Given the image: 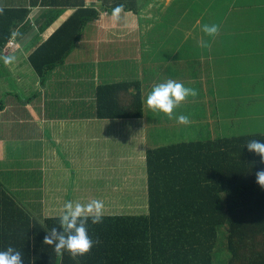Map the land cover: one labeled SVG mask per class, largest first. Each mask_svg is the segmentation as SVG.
Returning a JSON list of instances; mask_svg holds the SVG:
<instances>
[{
  "label": "crops",
  "instance_id": "1",
  "mask_svg": "<svg viewBox=\"0 0 264 264\" xmlns=\"http://www.w3.org/2000/svg\"><path fill=\"white\" fill-rule=\"evenodd\" d=\"M118 4H123L124 10L119 19H114L112 10ZM199 6L194 23L183 37L187 41L182 43L186 53H180L183 59L214 63L227 52L224 45L228 39L220 35L228 18L217 26L215 14H204L209 11L208 6ZM192 8L177 7L176 0H0V10L27 13L11 38L19 48L0 54V130L11 131L10 136H0V163L4 158H13L15 166L11 170L2 167V171L12 173V177H19L18 172L23 174L22 180L31 182V187L12 184L8 188L1 183L32 218L59 217L63 204L69 200H103L105 214L147 212L148 191L143 185V192H138L142 185L132 174L144 165L147 168L145 134L149 120L145 101L156 74L148 78L145 68L149 64L148 69L154 70L159 63L154 54L147 59L145 53L159 45L162 35L164 39H174L177 28L176 22L169 19L170 13L181 10L184 20ZM245 8L249 43L264 44V0ZM77 11H97L98 16L83 26L77 45L65 62L48 71L42 81L28 57ZM212 24L220 29L212 38L205 39L203 31L192 37L193 28ZM237 32L238 28L230 30L231 34ZM202 41L207 46H202ZM6 57L14 60L5 64ZM84 62L92 67L91 72H73L84 68ZM64 66L72 69L67 77L56 73ZM119 81L140 82L143 117L96 115L97 87ZM5 93L13 94L15 100L10 104L2 100ZM11 145L15 153L9 151ZM112 202L123 205L121 210L125 211H108Z\"/></svg>",
  "mask_w": 264,
  "mask_h": 264
},
{
  "label": "trees",
  "instance_id": "2",
  "mask_svg": "<svg viewBox=\"0 0 264 264\" xmlns=\"http://www.w3.org/2000/svg\"><path fill=\"white\" fill-rule=\"evenodd\" d=\"M97 16V11L75 12L30 53L42 81L65 62L83 26ZM26 17V11L0 10V52ZM140 87L139 81L100 84L96 115L143 117ZM251 140L264 142V133L148 148L147 212L110 213L100 224L89 222L96 243L77 260L66 251L58 257L43 244L58 217L32 218L0 181V250L16 248L24 264H264V186L256 176L264 163L247 149Z\"/></svg>",
  "mask_w": 264,
  "mask_h": 264
},
{
  "label": "rangeland",
  "instance_id": "3",
  "mask_svg": "<svg viewBox=\"0 0 264 264\" xmlns=\"http://www.w3.org/2000/svg\"><path fill=\"white\" fill-rule=\"evenodd\" d=\"M254 2L260 3L263 0H253L252 2L248 0H176L177 7L183 9L191 5L193 8L187 13L188 17L184 20L181 18V10L170 13L169 19L176 22L175 27L177 28L173 34L174 39L172 37L164 39V35H162L159 45L157 44L159 47L156 45L145 53L147 59L148 57L152 58L153 54L154 58H159L158 66L151 70V68L148 69L149 64H147L145 73L148 78H154V74H156L154 86L171 79L193 88L196 95L187 97L174 110L171 119L161 112H154L148 106L146 107L149 127L146 129L145 136L148 148L198 140L208 136H227L249 132L264 133V44L260 41L250 44V39L247 38V32H245L247 28V8L245 6L254 4ZM199 5L201 7L208 6L207 11H209L204 13L205 15H216L217 26L228 18L221 29L223 34L220 35L228 39L224 45L227 52L225 50L224 54L226 55L222 59L214 60V63L210 60L183 59L186 51L183 50L182 43H187L186 40L183 41V37L187 33L186 30L194 23ZM235 28H238L239 32L231 34L230 30ZM200 31L203 30L193 28L192 37H197L199 34L196 33ZM219 31L220 29H218V33ZM201 35L205 39L212 38L205 33ZM192 54L194 55L190 52V55ZM87 63L84 62V68L79 67L73 72H91L92 67ZM68 72L72 73V69L67 66L56 70V73L66 77L69 75ZM200 83H203V87L200 86ZM148 92L150 93V91ZM3 99L10 104L15 100V97L13 94L5 93ZM181 114L189 117L188 124L177 122L176 116ZM3 135L10 136L11 131L9 129L0 130V136ZM8 143L11 144V142ZM12 146L9 150L11 153L13 152ZM15 164L16 161L13 158L3 159L0 163V181L4 185H8V188L12 187V184L31 187V182L22 180L23 174L18 172L19 177H12L13 174L7 171L11 170ZM2 167L7 170L2 171ZM133 172L132 174L137 176V180L142 185L138 192H143V185H145L147 193L148 176L145 165L141 170H136V173ZM140 173L144 176H140ZM13 192L16 191L13 190ZM17 192L21 193L19 190ZM128 205L130 206V204ZM121 208L123 205L112 202L108 211H125Z\"/></svg>",
  "mask_w": 264,
  "mask_h": 264
},
{
  "label": "clouds",
  "instance_id": "4",
  "mask_svg": "<svg viewBox=\"0 0 264 264\" xmlns=\"http://www.w3.org/2000/svg\"><path fill=\"white\" fill-rule=\"evenodd\" d=\"M124 10L123 4H118L112 10L114 19H119L120 13ZM203 32L209 36H214L218 32L215 24L204 25ZM202 46H207L206 42H201ZM14 57H6L5 64L12 63ZM196 91L191 87H186L180 82L167 80L157 84L152 88L146 98L147 106L154 112H161L170 119L183 101L189 96H195ZM176 120L179 124H188L187 115H178ZM247 149L259 155L261 163H264V142L251 140L247 143ZM257 183L264 186V170L257 172ZM105 217V203L103 200L93 199L87 203L66 201L60 210L58 217V227H52L44 236L43 244L53 247L58 257L64 252L70 253L73 260L83 257L90 252L96 243L88 231V223L96 225L103 222ZM0 264H24L21 251L12 246L0 250Z\"/></svg>",
  "mask_w": 264,
  "mask_h": 264
},
{
  "label": "built area",
  "instance_id": "5",
  "mask_svg": "<svg viewBox=\"0 0 264 264\" xmlns=\"http://www.w3.org/2000/svg\"><path fill=\"white\" fill-rule=\"evenodd\" d=\"M19 48V45L16 41L13 39H10L6 45L4 46L3 50L0 52V54H8L16 51Z\"/></svg>",
  "mask_w": 264,
  "mask_h": 264
}]
</instances>
